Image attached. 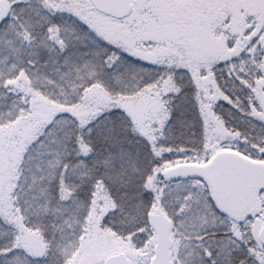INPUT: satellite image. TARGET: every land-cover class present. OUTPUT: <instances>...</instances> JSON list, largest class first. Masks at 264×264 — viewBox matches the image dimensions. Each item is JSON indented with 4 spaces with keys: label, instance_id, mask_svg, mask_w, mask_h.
Masks as SVG:
<instances>
[{
    "label": "snow or ice",
    "instance_id": "obj_1",
    "mask_svg": "<svg viewBox=\"0 0 264 264\" xmlns=\"http://www.w3.org/2000/svg\"><path fill=\"white\" fill-rule=\"evenodd\" d=\"M0 264H264V0H0Z\"/></svg>",
    "mask_w": 264,
    "mask_h": 264
}]
</instances>
